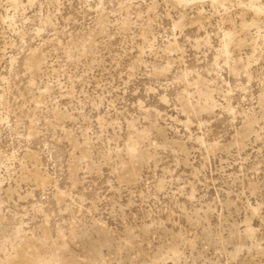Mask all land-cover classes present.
Segmentation results:
<instances>
[{"label":"rangeland","instance_id":"obj_1","mask_svg":"<svg viewBox=\"0 0 264 264\" xmlns=\"http://www.w3.org/2000/svg\"><path fill=\"white\" fill-rule=\"evenodd\" d=\"M0 264H264V0H0Z\"/></svg>","mask_w":264,"mask_h":264}]
</instances>
